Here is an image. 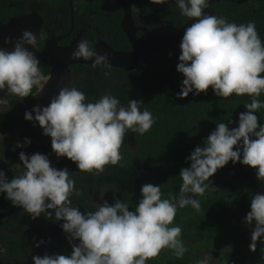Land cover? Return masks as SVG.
<instances>
[{"label": "clouds", "instance_id": "obj_1", "mask_svg": "<svg viewBox=\"0 0 264 264\" xmlns=\"http://www.w3.org/2000/svg\"><path fill=\"white\" fill-rule=\"evenodd\" d=\"M151 2L161 4L164 0ZM174 4L181 16L195 20L185 29L179 46L176 70L184 79L177 98L206 94L211 88L219 98L248 96L250 102L243 105L246 111L239 115L235 127L231 126L232 120L216 124L203 145L191 152L187 158L190 167L179 174L182 181L179 196L163 198L161 186L145 184L131 211L129 204L115 195L110 204L104 200L105 194L100 193L103 203L94 204L95 211L82 212L73 205L72 197L83 193L76 188L67 168H55L56 157L51 152L49 155L55 157L53 166L48 155L27 156L21 152V163L16 165L21 171L17 175L9 180L0 171V195L32 219L43 213L51 217L54 212L55 220L63 221L61 228L71 246L69 255L34 256L33 264H146L164 249L182 259L188 249L182 239V228L174 225L175 216L179 209L189 206L196 212L202 211L197 197L204 195L209 178L217 170L230 161L240 163L256 169L257 179L264 184V123H258L257 115L264 109V100L260 99L264 95V40L256 24L254 21L236 24L223 16L205 14L210 0H174ZM129 21V29H134L132 9ZM121 28L124 34L123 23ZM4 43L12 45V50L0 48V92L23 100L32 96L36 88L40 97L49 77L29 50L37 46V36L26 30L14 42L6 37ZM72 59L93 61L94 69L110 65L108 54H98L87 39L77 44ZM40 102L42 105L39 103L40 106L25 113V120L34 126L38 124L43 134L51 138L57 158L66 157L82 173L99 175L106 166L119 165L126 134L143 136L156 123L143 101L129 99L123 105L111 93L93 102L79 88L66 87L60 89L47 107ZM0 106L8 107L9 102L0 98ZM30 143L25 139L24 145L16 147ZM244 222L255 224L249 245L250 251L255 252L257 242L264 239V192L251 196ZM43 243L40 241L36 247ZM212 259V255L205 254L195 264H211Z\"/></svg>", "mask_w": 264, "mask_h": 264}, {"label": "trees", "instance_id": "obj_2", "mask_svg": "<svg viewBox=\"0 0 264 264\" xmlns=\"http://www.w3.org/2000/svg\"><path fill=\"white\" fill-rule=\"evenodd\" d=\"M130 1L137 7L153 4L150 12L143 9L145 13L156 11L157 4L151 0ZM110 2L102 0L100 3L88 5L97 11L98 21L109 20L106 16L110 14L108 8ZM103 3L108 9L105 14L101 8ZM176 10L179 11L178 8ZM213 10L216 16H223L236 24L254 21L261 39L264 40V0H251L244 5L223 2L216 4ZM122 13L123 9H120L116 15ZM111 14L114 19L115 14L112 12ZM187 21L189 19L182 16L175 28L181 27ZM123 35L120 28L116 38H123ZM178 55L180 47L176 57L171 61L166 56V64L161 68L144 65L137 71L118 73L111 79L108 77H112L114 70L107 67L110 76L104 77V80H86L85 83H78L77 88L84 91L89 101L95 102L105 93L116 96L123 105H127L129 99L143 101L144 106L156 119L152 129L143 136L131 132L126 134L125 142L129 140L128 136H132L137 144V152L134 154L123 144L120 150L123 160L119 165H108L99 175L82 173L75 167L73 179L76 181V188L83 195L73 196L72 202L82 212L95 211L94 205L88 201L92 196L90 190L105 184L119 185L118 189L139 186V191L135 193L119 194L120 199L129 204L130 211L134 210L141 198V188L145 185L142 183V177L138 175L140 173L136 168L138 161L150 163L166 173L167 180L156 184L161 186L163 198L179 196L182 184L179 174L183 168L190 167L187 158L191 152L197 146L203 145L204 140L215 130L216 124L232 120L231 126H237L239 115L246 111L243 105L250 102L248 96L233 95L229 98H219L209 88L206 94L201 93L198 96L190 94L186 99L177 98L184 79L176 70ZM40 68L46 76L50 75L48 65L41 63ZM94 73L96 72H91ZM169 82L173 83L172 89ZM6 95L9 106H0V171L11 180L21 171L16 167L21 163L19 160L21 152L27 156L35 153L47 156L50 150L44 141L39 145L42 140L39 125L34 126L32 122L25 120V113L30 112L27 104L36 100L40 95L39 91L34 88L33 95L23 100L12 94ZM260 99L264 100V95ZM257 115L258 123H264V109L259 110ZM25 139L33 143L17 148V144L24 145ZM34 145H37L38 149L36 146L34 149ZM251 170L253 169L248 166L233 164L230 161L224 168L217 170L214 176L223 184L234 185ZM261 192H264V184L256 175L243 186L233 190H219L209 184L204 195L197 197L202 206L201 212H196L189 206L179 209L175 216L174 225L182 228V239L188 249L184 257L177 259L170 250L164 249L158 257L148 260L146 264H195L198 259H203L205 254L212 255L216 264H264V239L257 242L255 252L250 251L249 245L255 224L248 225L244 222L250 211L251 196ZM53 223L46 213L32 219L28 213L19 207H13L4 195H0V264H24L41 247L37 248L36 244L49 236ZM70 253L71 246L65 236L62 245L50 254Z\"/></svg>", "mask_w": 264, "mask_h": 264}, {"label": "flooded vegetation", "instance_id": "obj_3", "mask_svg": "<svg viewBox=\"0 0 264 264\" xmlns=\"http://www.w3.org/2000/svg\"><path fill=\"white\" fill-rule=\"evenodd\" d=\"M110 1L111 4H108L110 14L106 16L107 20H109L106 21L101 19L102 21H98L96 19L98 16L97 11L93 10V7L88 5H93L96 2L100 3L102 0H0V22L6 24L12 19L24 15L35 16L36 19H39V21L42 22V26L37 35V46L34 48L37 52L44 51L46 45L50 41L56 42L61 48H67L79 39H87L93 47L100 43H106L112 46L116 51H132L133 47L127 34L125 35L124 33L123 38H116L118 30L122 27L124 21V7H120L117 0ZM125 1L132 9L134 26V29H128V32L131 37L135 39L148 40L149 37L168 36L180 28H175L176 23L182 16L180 15V10H176L178 7H175L174 0H164L163 3L157 4L156 11L151 13H145L143 9L146 12L148 10L150 12V8L153 4L151 6L146 5L143 7L141 5V7H137L130 0ZM221 3L223 2H213L212 0L210 6L205 10V14L215 15L213 7ZM101 8L104 9L103 14L108 12L104 3L101 4ZM139 8H142V11H140ZM120 9H123V13L117 16L116 13L119 12ZM111 12L115 14L114 19L112 18ZM119 16L122 17L119 18ZM179 46L173 50H160L154 53L151 62L144 65L153 66V68L158 66V68H161L166 64L165 61L167 59L165 58L168 57L171 61L176 57ZM178 57L177 62L179 63ZM108 67L110 68V66ZM139 68L128 72L126 70L111 67L114 72L112 77H108L110 76V70H108L107 67L94 69L90 65H74L71 67L72 84L74 87H77V85L85 83L86 80H104V77L113 79L118 73H131L137 71ZM93 71L96 73L91 74ZM169 87L171 89L173 88L172 82H169ZM0 97L2 100H6V92H1ZM40 97L31 101L30 104H27V108L30 111L38 106V103L42 105V102H40L42 98ZM128 138L129 140L124 142V145H127L129 150L135 154L137 152V144L132 136H128ZM42 141L43 140H41L39 145L43 144ZM31 143H33V141H31ZM35 146L36 149H38L37 145H34V149ZM136 168L140 172L138 175L142 177L143 184L151 183L156 185L161 181L167 180L166 173L150 165V163H141L138 161L136 163ZM118 188L119 185L116 184H105L100 188L90 190L92 196L88 201L92 205L101 204L103 201L100 199V193H104V200H107V202L111 204L114 202V195L116 199H120V192L132 194V192L135 193L139 191L140 187L137 186L132 188L127 186V188ZM212 264H216L214 259Z\"/></svg>", "mask_w": 264, "mask_h": 264}, {"label": "water", "instance_id": "obj_4", "mask_svg": "<svg viewBox=\"0 0 264 264\" xmlns=\"http://www.w3.org/2000/svg\"><path fill=\"white\" fill-rule=\"evenodd\" d=\"M125 9V18L123 21V29L128 35L132 51H116L112 46L106 43H100L94 46L98 54H108V63L110 67L118 68L126 71H133L141 67L144 64L151 62L152 55L160 50H173L180 45L185 29L191 26L195 20L189 21L186 25L179 28L168 36L149 37L148 40H140L131 37L128 32L131 18V9L129 4L125 0H117ZM227 1L237 5H244L251 0H213V2ZM212 0L210 1L211 4ZM210 6V5H209ZM42 22L36 19L35 16L24 15L12 19L9 23L0 22V48H6L12 50V45H5L4 40L6 37H11L13 42L20 38L24 31H30L34 35H38L41 30ZM131 37V38H130ZM81 40H76L70 47L61 48L56 42L50 41L44 51L37 52L35 49H29L40 60L41 63L46 64L51 69L49 80L45 84L41 98L43 101L42 107H47L52 98L58 95L61 88L72 87V74L71 67L74 65H90L93 61L73 60L72 53L75 51L77 44ZM39 135L42 140L48 146L52 155L56 157L55 168L64 169L67 168L69 175H74L76 165L68 160L66 157L57 158L51 147V138L43 134V130L39 126ZM256 175V169L244 174L234 185L223 184L212 176L209 178V182L216 189L219 190H233L243 186L251 177ZM191 197V194H189ZM195 198V197H191ZM47 214V213H46ZM49 216V215H48ZM50 217V216H49ZM54 223L52 224L49 236L44 240L41 247L34 252L24 264H33L32 257L44 256L50 254L54 249L62 245L63 237L66 233L63 232L61 225L63 221H56L55 214L52 212L50 217Z\"/></svg>", "mask_w": 264, "mask_h": 264}, {"label": "rangeland", "instance_id": "obj_5", "mask_svg": "<svg viewBox=\"0 0 264 264\" xmlns=\"http://www.w3.org/2000/svg\"><path fill=\"white\" fill-rule=\"evenodd\" d=\"M38 105L40 106L39 103H38ZM48 157H49V160H50L51 165L53 166L54 165V162H55V157L54 156H51V155H48ZM214 262L216 263L215 260H214Z\"/></svg>", "mask_w": 264, "mask_h": 264}]
</instances>
